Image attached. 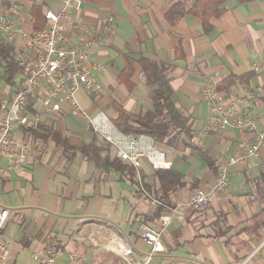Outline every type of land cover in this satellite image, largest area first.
<instances>
[{
	"label": "crops",
	"instance_id": "0c3cea01",
	"mask_svg": "<svg viewBox=\"0 0 264 264\" xmlns=\"http://www.w3.org/2000/svg\"><path fill=\"white\" fill-rule=\"evenodd\" d=\"M184 1L18 0V24L33 33L48 26L47 11L65 13L61 21L68 45L78 41L82 27L88 29L91 59L107 69L93 75V94L83 89L77 94L91 117L103 112L113 120L117 106L137 116L154 112L141 61L165 68L170 99L190 117L195 143L218 168V157L234 154L241 141L252 139L233 128L208 129L210 111L203 89L208 83L217 89L225 85L218 90L240 98L247 89L263 86L264 76L255 68L264 64V0H225V13L207 24L192 14L171 23L170 10ZM3 4L0 0V7ZM17 45L18 39L12 49ZM3 73L0 67V101L15 90ZM21 79L18 74L16 80ZM34 112L40 116L36 128L15 129L19 142L29 148L26 166L9 170L8 161L2 160L0 209L10 211L2 236L10 248L18 243L22 252L32 251L33 258L47 246L57 247L63 254L56 264H80L69 260L71 254L85 255L86 264H126L110 250L91 246L88 233L98 228L114 232L139 258L150 251L138 236L146 224L163 230L164 252L150 264H264V147L258 159L233 168L228 186L220 190L218 169L183 140L175 147L157 144L184 182L169 194L168 207L187 208L184 222L174 220L163 228L152 202L159 182L148 162L135 169L132 178L104 160L93 161L80 145H96L101 157L108 155L111 161L117 152L94 132L89 119L42 107ZM258 114L264 127V107ZM196 188L212 194L207 210L200 213L188 207ZM168 207L161 216L169 213Z\"/></svg>",
	"mask_w": 264,
	"mask_h": 264
},
{
	"label": "built area",
	"instance_id": "2783aa9c",
	"mask_svg": "<svg viewBox=\"0 0 264 264\" xmlns=\"http://www.w3.org/2000/svg\"><path fill=\"white\" fill-rule=\"evenodd\" d=\"M21 15L18 0H4L0 7V43L13 46V58L21 68L23 83L15 88L12 95L0 101V176L5 174L2 160L8 161L9 170L23 169L29 158V148L19 142L15 129L23 126L26 129L36 128L40 116L34 110L42 107L54 114L69 115L76 118L89 119L94 132L116 149L117 157L130 164L136 170L142 168L144 161L154 170L168 169L171 163L166 153L157 147L156 141L148 135L122 133L105 113L89 116L82 107L77 94L83 89L93 94L96 85L93 75L106 72L101 63L91 59L93 41L86 27H82L81 35L75 44L68 45L64 38L62 17L47 11L45 19L48 26L40 31L27 33L18 24ZM112 19L106 20L111 22ZM255 70L264 76V64L256 65ZM203 99L210 111L208 129L223 130L233 128L247 133L252 142L241 141L234 154L222 155L216 159L218 181L216 189L228 186L229 172L236 167H244L252 159H258L264 147V127L259 125L258 112L264 107V84L257 89H247L240 98L231 97L218 90L212 83L203 89ZM147 192V191H146ZM212 194L202 188H196L188 207L195 212L207 210ZM154 205L160 204L152 196ZM169 213L162 215L158 222L166 228L174 220L184 222L186 207L178 205L169 208ZM10 211L0 209V264H7L10 256V244L3 238L2 230L9 220ZM162 229L149 225H141L138 236L150 247V251L137 257L134 248L107 229H93L86 237L87 242L97 248H106L120 257L126 264H150L157 254L164 252ZM112 234V235H110ZM109 236L105 242L102 237ZM63 251L57 247L47 246L33 255L38 264H56ZM71 262L86 264L85 255H69Z\"/></svg>",
	"mask_w": 264,
	"mask_h": 264
},
{
	"label": "trees",
	"instance_id": "16d2710c",
	"mask_svg": "<svg viewBox=\"0 0 264 264\" xmlns=\"http://www.w3.org/2000/svg\"><path fill=\"white\" fill-rule=\"evenodd\" d=\"M224 1L185 0L184 2H179L170 10L168 19L171 23H174L186 14H192L201 18L204 24H207L212 17L218 18L225 13ZM190 2H193L192 5L187 7ZM42 29H39V31ZM13 51L11 46L0 43V67L4 69V80L12 88H17L22 85L24 80L23 78L20 81L16 80L21 68L13 58ZM141 63L146 83L152 88V100L155 111L145 116H137L123 107L117 106V116L112 120L113 124L124 134L148 135L157 144H165L170 147L177 146L180 140H183L181 142L186 147L197 151L211 168L217 170L218 168L213 164L212 160L206 157L204 151L195 143L190 117H186L170 99L169 81L165 76V68L151 61H141ZM230 82H233V80ZM222 87H218V89ZM79 148L89 159L98 163L104 160L106 165L127 173L132 178L135 176V168L133 166L118 157H115L112 161L108 155L102 158L103 151L96 145H80ZM155 174L159 182V191L154 194L150 191V193L160 202V204L156 205L155 213V217L160 218L161 214L169 206V194L182 187L184 182L182 181V175L172 168L156 170Z\"/></svg>",
	"mask_w": 264,
	"mask_h": 264
},
{
	"label": "rangeland",
	"instance_id": "374dc122",
	"mask_svg": "<svg viewBox=\"0 0 264 264\" xmlns=\"http://www.w3.org/2000/svg\"><path fill=\"white\" fill-rule=\"evenodd\" d=\"M165 146V144H163ZM164 146H161L166 152L169 151ZM157 147H160L157 145ZM11 254L9 256V261L7 264H38L37 261L32 258V251L22 252L21 247L18 243H15L12 248H10ZM16 262V263H15Z\"/></svg>",
	"mask_w": 264,
	"mask_h": 264
}]
</instances>
